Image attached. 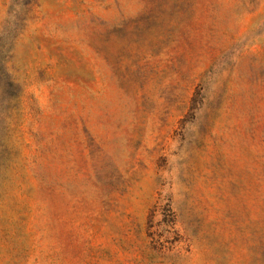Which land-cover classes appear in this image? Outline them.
Instances as JSON below:
<instances>
[{
    "label": "rangeland",
    "instance_id": "1",
    "mask_svg": "<svg viewBox=\"0 0 264 264\" xmlns=\"http://www.w3.org/2000/svg\"><path fill=\"white\" fill-rule=\"evenodd\" d=\"M0 264H264V0H0Z\"/></svg>",
    "mask_w": 264,
    "mask_h": 264
}]
</instances>
